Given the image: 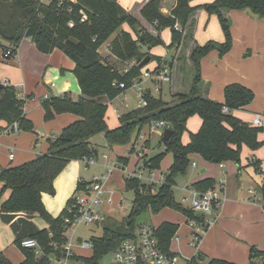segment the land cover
<instances>
[{
	"label": "trees",
	"instance_id": "trees-1",
	"mask_svg": "<svg viewBox=\"0 0 264 264\" xmlns=\"http://www.w3.org/2000/svg\"><path fill=\"white\" fill-rule=\"evenodd\" d=\"M162 1L143 0L126 9L119 0H65L63 6H59L58 0L52 3L0 0V38L10 43L5 45L0 41L5 58L14 57L23 38L31 37L40 52L51 53L60 49L76 63L74 74L81 89L78 98L64 93L43 99L46 120L63 113L79 116L57 137L50 139L46 153L19 165L0 168V183H3L0 201L4 193L10 191L9 197L0 204V216L12 228L15 244L25 254L21 264H51L53 259L65 256L63 245L67 242V228L64 217L67 210L58 217L52 216L44 205L43 194L55 193V180L71 161L94 155L98 145L93 138L99 133H104L106 147L128 145L138 139L149 123L163 120L172 125L174 134L168 141L160 136L157 146H163L164 151L151 157L144 154L139 166L150 171L160 169L167 153L173 154V163L159 185L136 176L125 178L126 189L134 192L131 211L121 221L106 218L101 223L104 225L103 234L93 235L90 239L93 255H74L71 258L83 264H99L100 259L115 251L124 239L133 237L141 224L139 218L142 215L158 214L165 208H172L181 211L188 219L200 220V214L178 202L174 190L177 176L186 173L192 164V155L198 154L212 163L240 162L244 146L253 150L262 146L259 133L264 128L253 126L233 114L234 110L251 104L255 93L240 83H232L224 89V102L212 99L208 94L211 83L201 74V61L213 50H217L222 57L232 49V10L249 9L264 19V0H213L200 5H191V0H177L169 15L161 11ZM16 10L21 18L19 20L14 15ZM202 11L218 16L225 35L223 42L209 40L204 45L198 42L196 31ZM2 20L15 21L11 32L4 30ZM156 20H159V25H155ZM70 21H74V27L69 26ZM124 24L130 26L135 37L122 28ZM176 24L180 25L181 31L175 29ZM168 27L172 30L171 43L166 46L173 50L169 79L172 102L148 92L146 106L121 114L120 125L110 128L106 120V100H113L124 92L114 84L125 82L130 85L141 75L139 64L147 56H151L148 64L152 60L158 61L155 70L162 66L164 59L152 55L150 49L164 44L161 32ZM109 41L112 54L120 62L135 61L127 72L100 54V47ZM8 50L11 55H6ZM20 94L16 86L0 84V121L7 123L6 129L18 122L20 131L33 132L34 123L24 110L31 95ZM224 107L229 111L225 112ZM194 115L201 117L202 126L198 132L190 133L189 142L184 144L182 137L188 131V120ZM4 128L0 125V130ZM149 146V143L143 145ZM134 151L131 147L127 156H117L120 168L125 169L130 162L129 155ZM89 183L78 182L77 191L85 189ZM215 184L216 180L206 178L193 183L192 187L205 191L215 187ZM72 201L70 199L68 205ZM36 215L46 220L49 227L39 228L34 222ZM178 229L179 224L167 221L157 228L161 246L166 251H170L172 238ZM26 238L38 240L44 254L37 257L33 249L23 248L21 242ZM263 254L253 251L252 256ZM203 259L202 253L198 252L191 263L201 264ZM0 264L12 263L0 253ZM205 264L235 263L211 259Z\"/></svg>",
	"mask_w": 264,
	"mask_h": 264
},
{
	"label": "crops",
	"instance_id": "crops-1",
	"mask_svg": "<svg viewBox=\"0 0 264 264\" xmlns=\"http://www.w3.org/2000/svg\"><path fill=\"white\" fill-rule=\"evenodd\" d=\"M212 1L213 0H191V5H200ZM119 2L124 8L130 9L136 6L137 4L143 2V0H119ZM176 3L177 0H163L162 9H161L163 14L169 15L171 13L172 8L176 5ZM244 11H248V12H244ZM248 13L249 14L251 13L252 15L258 18V16L253 14L249 9H244L242 11L241 10L231 11L230 16L232 19L233 34L239 33L241 35H244L246 34V31H248V29L249 30L251 29L247 25L248 23L252 24V20L250 19L251 17L249 16ZM122 28L126 31L132 32L128 24H124ZM133 35L135 37L134 33ZM161 37L166 43L164 44V47L162 45H157L150 49V53L154 54V50L156 49V47L162 46L161 47L162 51L154 55L160 56L164 60L167 59L169 61H172L173 50H169L166 47L171 43L172 40L171 28L168 27L162 30ZM30 38L31 37L23 38L18 48L17 54L11 59L5 58L4 51L0 46V84L14 85L20 90L22 96H29L28 94L34 88V84L37 81L39 84L40 76H42V81L44 82L43 85L45 84L47 89L46 90L44 87L42 88L43 91L46 92L45 95L40 98L41 100L40 102L42 103L43 99L46 98V96H49L50 93L55 96L62 95L65 89L67 90V87L73 85L72 79H74V81H78L76 75L71 76L72 75L71 72L74 73L76 63L60 49H55L51 53L40 52L37 49L36 44L34 42L33 44H26L27 43L26 39H30ZM196 39L202 45H204L209 40H216L219 42H223L225 40V35L217 15L209 14L206 11H202L200 13L198 28L196 31ZM110 43L111 42L109 41L104 44L106 45L104 51L99 49L100 54L105 56L107 60H109L112 64L116 66H118L117 64L119 63L121 66H123V67L118 66L121 69L129 68L135 63V61L120 62L116 58V56L112 54L109 46ZM257 45L258 46L262 45V47L264 48V44H257ZM231 51L232 49L224 56L222 57L220 56V58L223 60L217 59V57L215 56L217 55L216 51H212V53L210 52L211 60L215 64L220 63L221 66L224 67V69L226 68L230 69L231 66H234V72L232 73L229 70V74L225 76L226 83L224 89L228 84H232L233 82L235 83L236 81H238V83L242 85L245 84L244 86L250 89L259 90V92L263 94L264 92V72L262 71L263 64H261V68H260L259 64H255L252 61V59L248 58V60H242L240 58L239 53H236L234 54V56H231L229 54L231 53ZM232 62H236L237 65H231ZM251 62L260 71L257 72L258 74L256 76L255 74L256 72L254 73V70H252V78L245 77L242 68L244 65L250 66ZM202 63H203V59L201 61V74L206 81L211 83L210 89L208 91L209 96L214 100L224 102L225 93L223 100L221 93L213 92L214 83L211 80V77L203 71ZM204 64L205 63H203V66ZM52 65H55L56 67L61 66L63 74L59 76V74L57 73L58 71L57 70L58 67H57L55 71L50 73L48 76L47 74L48 66L50 67ZM158 65H159L158 61L152 60L148 65H146V68L153 70ZM46 66H47V70H45V72L43 73L44 68ZM51 78H53L55 81H52ZM254 78H256V81H254ZM255 82H259V83H255ZM168 83H169V88L171 89L170 81ZM163 85L164 83L161 84V91L163 90L162 89ZM160 94L162 96V92H159V95L158 94L155 95L160 96ZM121 96H126V92L121 93L113 100H108V99L106 100L108 107L113 106V111L114 114L117 116V119H119L118 112L125 113L130 111V110L119 111V109L115 108L114 102ZM255 99L251 104L247 105L246 107L242 109L234 110L233 114L236 117L242 119L243 121L253 125L252 121L256 114L264 115L263 108L258 106V102L257 100L255 102ZM32 103L33 100L28 101L27 99L24 107L26 116L30 120H32V122L33 121L35 123L44 122V112H45L44 107L42 108L41 106H39V102L38 103L36 102V104H34L35 106L33 107ZM29 107L31 109L34 108L35 110H29ZM136 107H134L133 109H135ZM78 119H79L78 115H75L73 113H63L56 115V118H54L50 124H45V125L48 127V129L49 128L57 129L56 131L59 132L58 133L59 135L66 126H68L69 124L73 123ZM106 120H107V113H106ZM0 125L3 126L4 128L6 127L7 123L5 121H0ZM201 126H202V119L200 116L194 115L190 117V119L188 120V131H186L182 137L183 143L187 144L190 140V133L197 132L201 128ZM35 133H36L35 130L33 132L20 131L18 133H13L10 128L9 129L4 128L3 130H0V168L19 165L37 157L38 155L46 153L49 149L50 139H53L58 136L56 134H49V133H47V135L44 136H42L40 133H36L37 136H35ZM140 134L144 135L145 137L144 141L142 142V145H144V143L150 144L149 147H143V151H142L143 155L147 154L149 157H151L157 154L161 150V146H157L156 143L159 142V138L162 135L157 133H151L147 126L142 129ZM186 134L189 135V136L187 135V139H185ZM259 140L262 141L263 144L260 148L256 150L244 146L242 150L240 162L225 161L222 163H212L205 161L198 154L192 155V164L189 167H192L194 172H196L197 168H201V173L198 174L192 173L191 174L192 181L190 183H187L186 186L184 185V187L181 189L184 191V195L181 197L182 204L184 203L183 199L189 195V191L192 188V184L206 178H213L214 180H216L215 186L219 185V183L222 182L225 202L215 222L203 234L201 240L198 243L197 248L194 247L191 243V238H192L191 229L188 226L187 221H186L187 235L184 237L179 234L182 229L180 228V224L176 223L179 224V229L171 241L170 251L172 253L178 254L179 256L186 259H192L194 256L198 254V252H201L202 255L204 256L203 261H200L201 264H205L211 259H223L229 262H233L235 264H251L253 251L264 252V131L259 133ZM33 143H37L41 148L39 153L37 154L32 153L34 147ZM132 143L133 140L128 145H114L117 146L119 149H121L120 152L116 154L115 157L112 155H108V156L111 159H116L117 156H125V155L127 156L128 152L130 151V148L132 147ZM99 145H98V151H99ZM114 146L111 147L112 152L114 151L113 149ZM12 152L14 153V158L11 160L10 154ZM133 153L136 154V157L134 158L131 157ZM133 153L129 155L130 162H133L132 164L133 169L127 171L130 174L142 162L141 155H139L137 151H134ZM34 155L36 156L33 157ZM167 155L169 156L166 158ZM170 156H171V161H170ZM166 159L170 161L169 164V168H170V166L173 163V154L167 153L164 157V161ZM76 161L77 160H73L70 163ZM105 161H106L105 163V167H106L107 160ZM221 164H223V166H221ZM90 165H88V167ZM169 168L167 167V169ZM117 169L119 170L121 168L118 167ZM156 171L160 172V174L162 175L159 177ZM127 172L125 173L128 174ZM163 172L164 171L162 167H160V169L154 170L152 172L153 174L150 175V179L152 180L151 182H154L158 185L161 184L164 180ZM112 175L113 173L111 174V176ZM183 175L187 176V172L184 173ZM75 176L76 175L72 177L69 187L65 190L64 194L62 195L61 198L62 201H60L61 202L60 205L55 206L54 204V200L56 201L57 197H55V199L53 200L49 197V195H47L48 193L43 194L42 199L44 205L52 216L54 217L60 216L64 212L62 211L60 213V209L65 206L66 202L68 205L69 200L72 199L76 193H78L77 187H78V182H80V180L77 181V183H75ZM111 176L109 177V180L107 182L108 189H109V182ZM59 177H57V179H59ZM57 179L55 180V187H56ZM2 186L3 183H0V189ZM250 189H256L258 191L257 195H252V193L249 192ZM9 195H10V191L8 190L4 193L3 195L4 197L1 199L0 204L4 200H6L9 197ZM113 196L114 195L112 194V198ZM259 197H261V199ZM34 222L39 228L49 227L48 222L38 215L34 217ZM97 225L99 226L101 225V223H98ZM84 243H87L88 246L84 247L82 245ZM13 244H15V236L12 231V228L10 227L9 224L5 223L0 216V253H3V255L12 264H21L26 258L25 254L21 250L22 257L15 258L12 255L10 249ZM185 245L189 246L192 249L190 255L187 256L183 255L182 249L185 248ZM79 246L83 249H87L89 247L92 248L91 243L88 241H84L80 243ZM176 248L179 249L180 251H178ZM79 256H84V255H79Z\"/></svg>",
	"mask_w": 264,
	"mask_h": 264
},
{
	"label": "rangeland",
	"instance_id": "rangeland-1",
	"mask_svg": "<svg viewBox=\"0 0 264 264\" xmlns=\"http://www.w3.org/2000/svg\"><path fill=\"white\" fill-rule=\"evenodd\" d=\"M244 12H248V11H244ZM10 14L12 15L13 11ZM14 15H17L18 20L21 19V18H19L20 15L17 12V10L14 12ZM249 16L251 17L250 19L252 20V24H249V23L247 24L251 29L250 30L248 29V31H246V34H244V35H241L239 33L233 34V31H232L233 48H232L231 53H229V54L231 56H234V54L239 53L240 58L242 60H248V58L252 59V61L255 64H259L260 68H261V64H263V70L262 71L264 72V48L262 47V45L261 46L257 45V44H264V21H263L264 19L259 17V16L257 18L254 15H252L251 13L249 14ZM14 22L15 21L12 22V21H3L2 20V25H3L4 30L7 32H11L12 24ZM26 40H27L26 44H33L32 38L26 39ZM0 41L3 42V44H5V45L10 44L5 39H1ZM164 44H166V43L164 42ZM164 44H162L163 47H164ZM105 46L106 45L103 44L101 46L100 50L104 51L106 48ZM162 46L156 47V49L154 50V54L160 53L162 51V48H161ZM213 51H216L217 55H215V56L217 57V59L223 60L220 58V54L217 50H213ZM211 53H212V51H211ZM211 53H209L208 55H206L203 58V63H205V64L203 66V63H202V69L207 75H209L211 77V80L214 83L213 92L221 93L222 99L224 100V86L226 83L225 76L227 74H229V70L232 73L234 72V66H231L230 69L229 68L224 69V67L221 66L220 63L215 64L211 60ZM154 54H152V55H154ZM155 56H157V55H155ZM117 65L119 67H123L119 63ZM231 65H237V63L232 62ZM57 67L55 65H52L50 67L48 66V71H47L48 76L50 73L54 72ZM45 70H47V66L44 68L43 73L45 72ZM57 70H58L57 73L59 74V76H61V74H63L62 73V67L59 66L57 68ZM242 70H243V74L245 75V77H251V78H252V70H254V73L256 72L255 73L256 76L258 74L257 72L260 71L255 67V65L252 62H251L250 66L244 65ZM67 74H68V71H67ZM71 74H72L71 76L75 75L73 72H71ZM51 79H52V81H55L53 78H51ZM72 81H73V85H71L70 87H67V90L65 89V91L62 94L70 93L72 95V97L78 98V96L81 94L80 85H79L78 81H74V79H72ZM254 81H256V78H254ZM39 82H40L39 84H38V81L34 84V88L28 94V95H31V97L28 99V101L33 100V103H32L33 107L35 106L34 104H36V102L37 103L39 102V106H41L43 108L44 107L43 101L41 103L40 98L45 95L46 92H44L42 88L44 87L46 89V86H45V84L43 85L44 82L42 81V76H40ZM235 83H238V81H236ZM255 83H259V82H255ZM68 88H70V89H68ZM162 89L163 90L161 92H162L163 99L168 101V102H172L173 99L171 97L169 83L164 82ZM252 91L255 93V96H256L255 102L257 100L258 106H260L264 110V92L262 94L261 92H259V90H254V89H252ZM157 94L159 95V93H157ZM53 96H55V95H52L50 93L49 97L52 98ZM126 103L129 104L128 107L126 106ZM137 105H138V101L136 99L134 92L131 89L126 91V96H121L120 98H118L114 102L115 108L119 109V111L131 110L134 107H136ZM29 110H35V109L34 108L31 109L29 107ZM35 114H37V113H35ZM54 118H56V116ZM53 119L46 120L45 112H44V122H38V123L36 122L35 123L33 121L34 130L36 131V133H40L42 136L47 135V133L58 135L59 132L56 131L57 129H54V128L48 129V127L45 125V124H50L53 121ZM107 120H108V126L112 129L116 128L120 125V120L117 119V116L114 114L113 106H109L107 109ZM157 130H158V132L162 131L161 128H158ZM28 132H30V131H28ZM36 133H35V136H37ZM187 135L188 134L185 135V139H187ZM93 140L98 145L100 144L99 145V159L95 160V162L93 164H91L89 167H86V164L84 162H82L81 160L80 161L77 160L76 162L69 163V165L60 173V175H59L60 177L58 176L59 179H57V181H56L55 193L54 194H49V193L47 194L53 200L55 199V197H57L56 201L54 200L55 206L60 205V203H61L60 201H62L61 200L62 195L64 194L65 190L69 187L71 179L74 175H76L75 176V183H77V181H79V180L85 181V182H91L95 177L101 176L106 171V167H105V163H106L105 160L106 159L103 158V154L112 155L115 157V155L118 154L121 150L117 146H114V148H113L114 151L112 152L111 148L106 147L105 146L106 145V139H105L104 133L97 134L93 138ZM157 144H158V142L156 143V145ZM33 146L34 147H33L32 153H35V154L39 153V151L41 149L40 146L37 143H33ZM160 151H164L163 146L161 147ZM35 156L36 155H34L33 157H35ZM168 156L169 155H167L166 158ZM131 157H133V158L136 157V154L133 153L131 155ZM163 161H164V159H163ZM170 161H171V156H170ZM170 161L168 159H166L164 162H162L161 167L164 171L163 173L167 172V170H168L167 167L169 168ZM132 164H133V162H130L124 168H126L127 171H129L130 169H133ZM192 173L193 174L194 173H197V174L201 173V168H197L196 172H194L193 168L189 167V169L187 170V176L180 174L176 178V186L174 188L175 189V196H176V199L178 200V202H180V203H182L181 197L184 195V191L181 189L184 187V185L186 186L187 183H190L192 181V175H191ZM148 174H149L148 169H145L144 170V176L148 175ZM157 174L159 175V177L162 175V174H160V172H157ZM126 177H128V174H126L124 172L123 167L119 170L118 169L114 170L113 175L111 176V179L109 182V189L111 191V194L114 195L113 196L114 200H113L112 205H108L105 208L107 218H109V219H116L118 221H121L131 211L134 192H133V190L126 189V186H125V178ZM3 197L4 196H2V198ZM183 204L186 207L190 206L188 201L183 203ZM68 206L69 205H67V202H66L65 206L60 209V213L62 211H64V209L67 210ZM139 221H140V223H146V224H149L151 226L153 225L156 228H158L163 222H166V221L172 222V223H179L180 228H182L179 234L183 237L187 235V233H186V231H187L186 221H188V217L185 214H183L181 211H178V210H175L172 208H165L162 211H160L158 214L142 215L139 218ZM103 226L104 225L98 226L97 224H93V225L92 224H82V225L74 226V227L68 229L67 236L69 237L70 242L73 244V246H72L73 251L75 253H77L78 256L84 255L86 257H91L93 255V249L91 247H89L87 249H83L79 245H80V243H82L84 241L90 242L92 235L101 236L103 234ZM81 239H82V241H81ZM10 249H11L12 255L15 258H21L22 257L21 249L17 244H13ZM177 250L180 251L179 249H177ZM182 251H183V255L187 256V255H190L192 249L189 246L185 245V248H183ZM113 257H114V251L109 252L108 254L104 255L100 259L99 264H113ZM69 264H83V263L78 261V260L71 259L69 261Z\"/></svg>",
	"mask_w": 264,
	"mask_h": 264
},
{
	"label": "built area",
	"instance_id": "built-area-1",
	"mask_svg": "<svg viewBox=\"0 0 264 264\" xmlns=\"http://www.w3.org/2000/svg\"><path fill=\"white\" fill-rule=\"evenodd\" d=\"M54 0H41V2L52 3ZM59 6L65 4V0H58ZM71 10V8L69 9ZM85 17L83 18V20ZM155 25H159V20L155 21ZM70 27H74V21L69 22ZM175 29L180 30V25L176 24ZM181 31V30H180ZM110 49L112 48L111 43L109 44ZM10 50L6 52V55H11ZM129 68H125L127 72ZM170 75L169 69L166 64H162L158 69L150 70L143 67L141 75L132 80L130 85L125 82L115 83L116 87L124 89V92L131 89L138 101L137 107H144L147 105L146 94L150 92L152 95L161 92V84L164 82H169ZM123 92V93H124ZM22 95V94H20ZM49 98V96H46ZM128 107L129 104L126 103ZM136 107V108H137ZM224 111L228 112L229 109L224 107ZM119 113V117L123 113ZM167 123L163 120H154L147 125L151 133H157L163 135L165 125ZM253 126L264 128V115L256 114L253 121ZM158 128L162 131L158 132ZM13 133L20 132L18 127V122L10 127ZM144 135L140 134L138 139L132 144L135 151L139 155L143 156V145ZM14 158V153L10 154V159ZM103 158L107 160L106 171L99 177H95L91 183L86 185L85 189H82L73 196L72 203L68 206L67 214L64 217V223L66 225V233L68 229L79 226L82 224H98L106 220V206L113 204V198L110 190L107 188V182L109 177L115 169L119 167L116 159H111L107 154H103ZM96 158L95 155L90 157H84L82 162L88 165L93 164ZM254 161V160H253ZM142 163V162H141ZM195 165V163H194ZM223 166V164H221ZM147 169L144 166H138L128 176H136L145 182H151L150 175L153 171H149V175L144 176V170ZM222 182L219 185L209 188L208 190L201 191L195 188H191L189 195L183 199V202H189L190 208L197 214H200L202 218L188 219L187 224L191 229V243L194 247H198V243L201 240L203 234L208 230V228L215 222L217 216L220 213L221 208L224 205L225 197L223 194ZM252 195H257L256 189L249 190ZM261 199V197H259ZM67 236V235H66ZM23 248L33 249L35 255L40 257L44 254L41 244L36 239L26 238L21 242ZM87 247L88 244H82ZM73 244L70 242L67 236V242L63 245L65 250V256L62 258H55L52 260L51 264H69L71 258L76 255L72 249ZM113 264H192L191 259H186L178 254H174L170 251H166L161 246L159 237L157 235V228L146 223H141L135 232L133 237H128L124 239L118 248L114 251ZM251 264H264V254L256 257L255 255L251 258Z\"/></svg>",
	"mask_w": 264,
	"mask_h": 264
},
{
	"label": "water",
	"instance_id": "water-1",
	"mask_svg": "<svg viewBox=\"0 0 264 264\" xmlns=\"http://www.w3.org/2000/svg\"><path fill=\"white\" fill-rule=\"evenodd\" d=\"M150 60H151V56L145 57L139 64L140 68L145 67ZM164 64L168 65L169 74H170L171 73V67H172V61H169V60L166 59V60H164ZM1 85H3V84H1ZM173 134H174V130H173L172 125L167 123L165 125V129L163 131V135H162L163 139L165 141H168ZM94 155H95V158L98 160L99 159V151H98V149L94 150Z\"/></svg>",
	"mask_w": 264,
	"mask_h": 264
}]
</instances>
